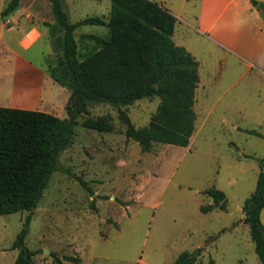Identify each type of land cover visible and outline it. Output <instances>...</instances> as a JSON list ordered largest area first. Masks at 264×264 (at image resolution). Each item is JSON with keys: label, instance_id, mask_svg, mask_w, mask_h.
I'll return each mask as SVG.
<instances>
[{"label": "rangeland", "instance_id": "374dc122", "mask_svg": "<svg viewBox=\"0 0 264 264\" xmlns=\"http://www.w3.org/2000/svg\"><path fill=\"white\" fill-rule=\"evenodd\" d=\"M157 1L176 12L184 4L183 17L190 18L198 0ZM7 2L0 0V14ZM20 2L31 18L20 15L17 23L14 11L0 16V105L51 111L56 101V109L66 112L70 88L42 76L49 61L56 59L52 10L53 19L46 21L36 14L31 0ZM62 2L71 21L87 15L107 17L111 4V0ZM30 20L46 34L23 51L18 29ZM78 30L108 35L95 23L82 24ZM179 36L190 40L188 46L200 56L205 78V100L195 92V130L189 143L156 142L144 151L124 133L117 106L90 105L89 114L110 117L113 128L98 131L77 125L59 155L60 166L68 172L51 173L34 208L0 214V264H13L19 249L12 243L27 215L25 242L36 250L35 264H58L54 254L80 257L63 259L64 264H171L180 252L197 247L201 253L194 264H262L242 220V204L255 188L264 155V137L245 131L255 129L264 135V79L245 72L244 63L236 59L221 64L216 51L193 29L176 31L180 44ZM17 54L32 61L42 75L32 76ZM159 102L158 96L144 97L121 107L127 108L134 125L141 126ZM211 187L225 192L227 206L203 212L200 206L213 200L206 192ZM261 220L264 224V207Z\"/></svg>", "mask_w": 264, "mask_h": 264}, {"label": "trees", "instance_id": "16d2710c", "mask_svg": "<svg viewBox=\"0 0 264 264\" xmlns=\"http://www.w3.org/2000/svg\"><path fill=\"white\" fill-rule=\"evenodd\" d=\"M264 12V2L251 0ZM55 25L50 27L56 59L49 62L50 76L70 88L64 117L50 112L0 105V214L34 208L54 170L59 155L69 145L77 125L98 131L113 128L110 117L89 114V106L108 102L118 107L127 137L149 151L154 143L186 146L195 130L194 93L199 80L198 60L174 41L176 16L155 0H111L107 17L87 15L69 19L62 0H51ZM20 0H8L1 9L6 17L19 8ZM86 23L105 24V37L88 34L96 47L84 55L78 51L74 30ZM158 96L160 102L147 124L136 126L127 108L135 100ZM257 135L260 131L249 129ZM81 179V178H80ZM83 184H86L81 179ZM212 202L201 211L225 209V192L206 189ZM264 155L253 191L244 199L242 220L248 225L254 248L264 264ZM29 216L17 232L12 247L19 249L13 264H34L35 249L26 245ZM201 247L179 253L171 264H194ZM67 259L78 257L66 254ZM58 264L62 259L54 254ZM212 260H210L211 263Z\"/></svg>", "mask_w": 264, "mask_h": 264}, {"label": "crops", "instance_id": "0c3cea01", "mask_svg": "<svg viewBox=\"0 0 264 264\" xmlns=\"http://www.w3.org/2000/svg\"><path fill=\"white\" fill-rule=\"evenodd\" d=\"M184 1L186 2V0ZM258 1L264 2V0ZM31 2L38 16H40L42 19H45L46 21L53 19V17L49 14V9L52 10L51 0H31ZM157 2L168 8L176 16V23L172 33V37L176 43V31L182 30V32H184V30L188 31L189 29H193L196 33L203 37L204 42H206L210 48H213L216 51V60L221 64L227 66L236 59L244 63L246 66L245 72L252 71L264 79V12L261 8L254 5L251 0H198L196 4V11L191 13V19L189 17H183V15L186 13V6L184 7V4L181 5V11L176 12L174 9L168 7L165 3H162V1ZM47 9L48 11H46ZM14 12L19 15L16 18L17 23H20V15L31 18L30 12L26 9V7L21 6V2L19 8ZM5 22H10V20L6 18L4 23ZM6 25L8 30H11L13 27V25L10 23ZM100 25H102V27H104L106 32L109 34L108 26L105 24ZM79 26L75 28L74 35L77 40L78 51L81 55H84L96 47L94 39L89 37L88 34H96L103 37L106 35H100L98 33L85 30H78ZM18 31L19 37L17 42L23 51L30 50L32 46L44 34H46L45 29L40 28L31 20L28 24L21 26ZM182 36H179V38L181 39ZM188 42L191 44L190 40L187 41L185 39H181L180 44L185 46L186 49L198 60L199 80L195 88V92L198 90V96L203 102L206 95L204 83L205 78H202L201 76L203 64L200 56L196 55L192 49H190ZM6 48L11 52H15V50L8 45ZM17 55L20 57L19 61L21 59V64H23L24 67L26 66L27 70L32 76L38 78L42 75L38 72L39 68L33 64L32 61L25 58L21 54ZM44 69L45 70L43 71L42 76H50L49 64H47ZM195 100L196 96L194 93V102ZM56 103V101H52L53 108L51 111L46 112L64 117L66 112L58 111L56 108H59V104ZM248 130L249 129L245 131L254 134ZM257 136L264 137L262 133L261 135ZM61 259L64 264L63 259L66 260L67 258L63 256ZM79 259L80 257H78V260Z\"/></svg>", "mask_w": 264, "mask_h": 264}]
</instances>
